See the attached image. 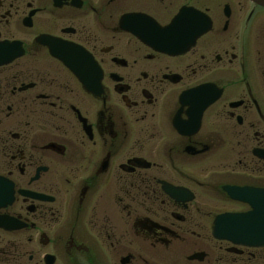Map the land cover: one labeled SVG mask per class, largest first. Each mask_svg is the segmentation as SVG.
<instances>
[{
	"label": "flooded vegetation",
	"instance_id": "1",
	"mask_svg": "<svg viewBox=\"0 0 264 264\" xmlns=\"http://www.w3.org/2000/svg\"><path fill=\"white\" fill-rule=\"evenodd\" d=\"M0 62V264H264L211 232L264 191V7L0 0Z\"/></svg>",
	"mask_w": 264,
	"mask_h": 264
},
{
	"label": "water",
	"instance_id": "2",
	"mask_svg": "<svg viewBox=\"0 0 264 264\" xmlns=\"http://www.w3.org/2000/svg\"><path fill=\"white\" fill-rule=\"evenodd\" d=\"M252 1L264 6V0ZM261 194L257 195L261 197ZM250 204L251 212L218 217L213 226L214 235L250 246H264V200L255 196Z\"/></svg>",
	"mask_w": 264,
	"mask_h": 264
}]
</instances>
